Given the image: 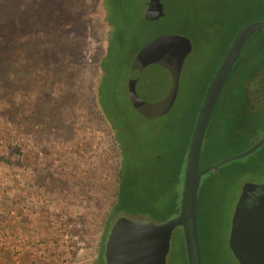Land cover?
<instances>
[{"label":"rangeland","instance_id":"rangeland-1","mask_svg":"<svg viewBox=\"0 0 264 264\" xmlns=\"http://www.w3.org/2000/svg\"><path fill=\"white\" fill-rule=\"evenodd\" d=\"M91 1L82 0L83 12L87 17L96 15L98 22L87 26L84 34L77 29L69 33L76 43L75 49H69L74 50V83L84 113L80 108L75 115L46 109L41 112V132L28 136L16 135L13 125L0 114V181L12 184L11 198L29 195V212H38L40 204L47 210V225L39 230L45 238L34 235L37 242L29 249L16 245L8 264H22V253L30 261L37 259L35 264H94L99 258L100 233L87 227L82 218L87 201L80 200L74 208L61 197L46 203L50 190L38 188L35 180L44 178L49 186L53 176L61 175L62 180L75 182L79 175L84 178L88 171H95L99 157L111 159L115 154L109 133L96 117L89 88L105 54L109 28L104 20L111 33L120 32L124 38L123 47L113 46L100 68L104 78L100 109L116 130L123 195L131 211L118 218L156 227L179 214L187 141L229 37L244 22L264 19V0H160L164 15L151 23L143 18L148 0H103L102 8L98 0ZM178 38L192 44V51L182 60L175 46ZM147 42L151 46L144 59L135 63L137 50ZM252 54L264 67V31L246 41L242 55ZM180 60L177 97L167 104L168 84ZM241 67L238 63L230 72L213 111L202 145L201 170L247 151L264 135V70L255 71L250 64ZM131 81L136 87L132 98ZM79 158L86 169L76 170ZM263 182L264 144L201 177L198 238L202 264H238L228 245L233 213L244 185ZM11 214L16 222L17 216L26 214L24 206ZM108 235L97 264H104ZM28 237L20 227L9 243L22 244ZM184 246L182 228L177 227L166 264H187ZM0 264L7 262L0 259Z\"/></svg>","mask_w":264,"mask_h":264},{"label":"trees","instance_id":"trees-1","mask_svg":"<svg viewBox=\"0 0 264 264\" xmlns=\"http://www.w3.org/2000/svg\"><path fill=\"white\" fill-rule=\"evenodd\" d=\"M85 1L87 4H92L91 0ZM102 2L103 0H98L100 8H102ZM97 22L96 15L94 18L91 15L87 17L83 12L82 0H30V2L28 0H0V114L13 125L12 130L16 135L39 134L42 130L41 112L52 107L59 112H72L74 115L75 109L80 108V113H84L81 112L84 102L74 83V50L69 49H75L76 43L74 38L69 37V33L77 29L84 34L87 26H92ZM103 23L109 28L105 35V54L92 74L93 79L89 88L92 94V106L97 110L96 117L100 127L109 133L112 151L115 154L111 159L107 156L99 157L95 171L94 169L93 172L88 171L90 173L84 178L79 175L75 182L62 180L61 175L53 176L49 186L45 185L44 178L37 177L35 180L38 188L46 187L50 190V198L46 203L61 197L69 199L70 205L74 208L80 200L87 201L82 218L85 219L87 227H95L100 233L97 239L99 258L102 257L101 251L106 234L110 232L119 214L131 212L126 203L127 199L123 195L122 153L116 139V130L100 109V88L104 81L100 71L101 65L113 46L123 47L124 38L120 32L111 33L108 20H104ZM145 23L151 22L145 21ZM246 23L248 21L244 22ZM238 31L239 28L235 29L229 37V44L225 46L217 68ZM150 44L151 42H147L141 46L135 55ZM238 63L242 65L241 68L250 64L251 69L255 71L261 68L264 70L262 61H255L253 54L245 58L242 51L236 65ZM190 137L191 134L186 145V155ZM82 168L86 169L87 165L84 166L82 158H79L76 170ZM72 175L75 176L73 173ZM11 190L12 184L0 181V259L5 260L7 264L10 262L9 255L13 249H16V245L29 249L37 242L33 238L34 235L40 239L45 238L39 230L41 226L47 225V210L42 204L38 206V212L31 213L29 212L31 208L28 202L29 195L20 194L11 198ZM199 199L198 193L197 230L199 229ZM22 205L26 214L17 216V221L14 222L11 212ZM138 213L145 214V212ZM33 214L36 215L34 219ZM20 227L28 232V241L22 244L9 243V238L15 236ZM21 255L22 264L27 262L35 264L37 261V259L30 261V257L25 256L24 253ZM99 258L95 259L94 264H97ZM40 264L45 263L40 261Z\"/></svg>","mask_w":264,"mask_h":264},{"label":"water","instance_id":"water-1","mask_svg":"<svg viewBox=\"0 0 264 264\" xmlns=\"http://www.w3.org/2000/svg\"><path fill=\"white\" fill-rule=\"evenodd\" d=\"M163 15L160 0H148L144 20L154 22ZM263 31L264 19L250 21L241 27L207 87L188 144L178 216L156 227H152L147 222L135 224L126 217H119L112 225L105 243L106 264H166L170 239L177 227H181L183 231L187 264H202L197 230V205L201 177L226 162L250 155L264 144L263 137L247 151L200 170L199 161L205 133L222 89L245 42L255 33ZM150 46L151 44L144 47L136 55L135 63L144 59ZM175 46L178 48L181 60L192 51V44L187 39L178 38ZM181 60L168 84L167 104H173L177 97ZM133 83L135 82L129 83L130 98L136 90ZM256 189L262 191L263 195L253 204L245 206L247 193L254 192ZM228 245L238 264H264V186L244 185L233 213Z\"/></svg>","mask_w":264,"mask_h":264},{"label":"flooded vegetation","instance_id":"flooded-vegetation-1","mask_svg":"<svg viewBox=\"0 0 264 264\" xmlns=\"http://www.w3.org/2000/svg\"><path fill=\"white\" fill-rule=\"evenodd\" d=\"M246 43V42H245ZM245 45V44H244ZM244 47V46H243ZM242 50H243V48H242ZM241 50V51H242ZM239 57H240V55H239ZM239 59V58H238ZM238 61V60H237ZM237 63V62H236ZM236 65V64H235ZM221 95V94H220ZM219 98H220V96H219ZM219 100V99H218ZM217 103H218V101H217ZM264 137V135L261 137V139ZM261 139H259V141L261 140ZM258 141V142H259ZM257 142V143H258ZM263 145V144H262ZM254 146V145H253ZM251 185H253V186H264V182L263 183H259V184H251ZM243 189V188H242ZM242 189H241V192H240V195L242 194ZM248 195H247V198H246V201H245V206H249V205H251V204H253L260 196H262L263 195V193H262V191H260L259 189H256L254 192H249V193H247ZM240 195H239V197H240ZM239 197H238V200H239ZM238 202V201H237ZM98 263V262H97ZM104 264H106V261H105V258H104Z\"/></svg>","mask_w":264,"mask_h":264}]
</instances>
